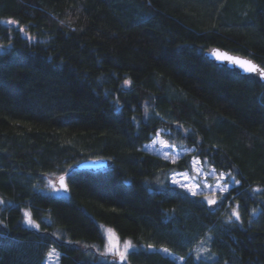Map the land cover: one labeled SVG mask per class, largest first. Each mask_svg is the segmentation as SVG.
<instances>
[{"label":"trees","instance_id":"16d2710c","mask_svg":"<svg viewBox=\"0 0 264 264\" xmlns=\"http://www.w3.org/2000/svg\"><path fill=\"white\" fill-rule=\"evenodd\" d=\"M209 45L264 67V0H0V264L51 246L123 264L97 257L103 225L131 241L124 264H264V82ZM158 130L192 149L173 164L143 148ZM193 156L240 181L213 208L169 180ZM88 157L112 163L73 167Z\"/></svg>","mask_w":264,"mask_h":264},{"label":"snow or ice","instance_id":"6c2138e0","mask_svg":"<svg viewBox=\"0 0 264 264\" xmlns=\"http://www.w3.org/2000/svg\"><path fill=\"white\" fill-rule=\"evenodd\" d=\"M3 23L6 24H18L17 21L14 20H7L3 21ZM21 32L24 31L23 28L20 29ZM218 51V50H217ZM220 58V57H217ZM223 59L231 61L233 64L237 65L242 71L246 73H254L259 75L260 77L264 78V68L259 67L258 65H255L250 60H245L243 58L239 57H229L227 54L224 55ZM130 81H125V84H129ZM161 135V132L156 133L157 138L152 139L151 145H144L145 148H148L150 150H153L158 153V155L166 160L170 161L171 163H176L178 159H180V153L175 152L176 145L174 143H170L166 140H159L158 137ZM159 145V147H157ZM166 149H172L173 152H169ZM174 153V154H173ZM187 154V153H186ZM66 175H60L59 176V182L60 185L63 186V190L67 191V186L64 184V181L66 179ZM211 175L213 178L216 179V184L213 186L208 183V176ZM228 177L231 179V181L239 185L240 181L235 180V177L232 176V174L219 172L217 173L215 168H211L210 172H207L203 169L202 164L198 157H193L191 161V174L189 171H183V172H175L173 176L171 177L172 184L176 185L177 187L183 188L187 193H190L192 196H203L204 200L207 202L208 205H215L217 203L216 199H212L207 194L208 190H211L213 194L217 189L221 193H224L228 191V183L225 180V177ZM224 183H221V182ZM50 190L53 191H59L60 188L57 187L56 184L53 183L52 180H48V183L46 185ZM255 191H259V189H256ZM0 203H3V201H0ZM232 216L235 217L236 220L240 219V214L236 209H233ZM24 217L26 219V222L30 225L35 226L37 229H39V224L36 223L35 220L31 218V214L28 211L24 212ZM232 219V217H229V221ZM108 232H113L112 229H108ZM120 241L117 238V243L115 245L109 246L108 244L105 245V250L102 252V255H110L114 254L119 257L121 261L126 259L127 252L130 248L133 247L131 241H124V250L120 251L118 248ZM163 252L168 253L169 255H172L167 248L161 249ZM55 254V249H52L48 252V259L51 260L53 255ZM199 259V256L196 257ZM181 260L184 258L181 257Z\"/></svg>","mask_w":264,"mask_h":264},{"label":"rangeland","instance_id":"374dc122","mask_svg":"<svg viewBox=\"0 0 264 264\" xmlns=\"http://www.w3.org/2000/svg\"><path fill=\"white\" fill-rule=\"evenodd\" d=\"M157 132H161V131L158 130ZM157 132H156V133H157ZM156 133L153 135V137H152L149 141H147V142H145V143L143 144V148H145L144 145H151V143H152V139H153V138H157V137H156ZM158 139H159V140H162V141H163V140H166V139L164 138V136L162 135V133H161V135L158 137ZM166 141H167V140H166ZM157 147H159V145H157ZM145 149L148 150V151H151V152H154V153L158 154L157 152H155V151H153V150H150V149H148V148H145ZM190 149H192V148H191V147H180V146H177V145H176L175 152H179L180 155H181L183 152H185V151H187V150H190ZM166 150L169 151V152H173L172 149H166ZM173 154H174V153H173ZM193 157H195V156H193ZM193 157H192V158H193ZM191 161H192V159H191ZM202 167H203V169H204L205 171H207V172H210V170H211V168H212V167L205 168L203 165H202ZM183 171H186V170H177V171H173V172H171V173H170V176H169V180H170V182H171V177L173 176V174H174L175 172H183ZM219 172L227 173V172H225V171H217V173H219ZM189 173L191 174V172H189ZM57 176H58V175H53V176L49 177V179L53 181V179L56 178ZM225 180H226V182L228 183V185H229V187H230V185L232 184L231 179L228 178V177L226 176V177H225ZM171 183H172V182H171ZM208 183L214 186V185L216 184V179L213 178L211 175H209V176H208ZM221 183H224V182L222 181ZM229 187H228V188H229ZM50 191L53 192V193H55V194H61V193H63V191H62L61 189H60L59 191H53V190H50ZM207 194L209 195L210 198H212V199H216V200L218 201V199H220V196H221L223 193H221V192L219 191V189H217V190L215 191L214 194H213V192H212L211 190H208ZM202 197H203V196H202ZM203 198H204V197H203ZM25 211H28V212H30V214H31L30 208H29L28 206H23V207H22V221H23V223L26 224V225H28V226L35 227V226L30 225V224H28V223L26 222V219H25V217H24V212H25ZM31 218H32L33 220H35V219L32 217V215H31ZM35 221H36V220H35ZM36 223H37V222H36ZM35 228H36V227H35ZM102 228H103V233H104V242H103L102 244H100L99 246H98V245L95 246V247H96V253H97V257H98L99 259H102V260H108V259H110V258H112V257H115L116 255H114V254H110V255L105 256V255H102V254H101L102 252H104V250H105V245H106V244H108L109 246L115 245V244L117 243V238H118L119 241H120V243H119V245H118V248H119L120 251H123V250H124V244H123V242H124V241H130V240H129V239H120V238H119L118 236H116L113 232H108L107 230L110 229V227H108V226H106V225H103ZM52 249H55V254L53 255L52 259L49 260L47 254H48V252H49L50 250H52ZM204 250H205V249H204V247H203V245H202L197 251H198L199 254H201V253L204 252ZM44 263H45V264H60V262H59V251H58L55 247L51 246V247L49 248V250L47 251V253H46V255H45ZM121 263L124 264V262H121Z\"/></svg>","mask_w":264,"mask_h":264},{"label":"water","instance_id":"95a60500","mask_svg":"<svg viewBox=\"0 0 264 264\" xmlns=\"http://www.w3.org/2000/svg\"><path fill=\"white\" fill-rule=\"evenodd\" d=\"M203 54L213 63L223 65V66L234 71L235 73H237L238 75H240L242 77H245L247 79H252V80L257 81V82H264V78L260 77L259 75L254 74V73H246V72L242 71L237 65L233 64L231 61L223 59L224 55L227 54V56H229V57H239V58H243L245 60H250V61H252L253 64L258 65L261 68H264L255 59H253L252 57H250L248 55L241 54L238 52H234V51L225 49V48L218 46V45L207 46L203 50ZM217 57H220V58H217ZM111 163H112V160L110 158L88 157V158H84V159L76 161L73 164V167L76 169L96 170V169H100V168H104L106 166H109ZM65 174L66 173H61L56 178L53 179V183L56 184L57 187H59L63 192H66V191H64L63 186L60 185L59 176L65 175ZM64 184H66V186H67L66 179L64 181ZM67 189H68V187H67ZM214 206L215 205H209L210 208H213ZM111 260H116L118 262H125V260L121 261L118 256L112 257Z\"/></svg>","mask_w":264,"mask_h":264}]
</instances>
